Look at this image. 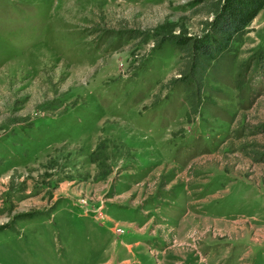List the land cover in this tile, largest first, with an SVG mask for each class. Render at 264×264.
Returning <instances> with one entry per match:
<instances>
[{"label":"rangeland","instance_id":"374dc122","mask_svg":"<svg viewBox=\"0 0 264 264\" xmlns=\"http://www.w3.org/2000/svg\"><path fill=\"white\" fill-rule=\"evenodd\" d=\"M0 264H264V0H0Z\"/></svg>","mask_w":264,"mask_h":264},{"label":"trees","instance_id":"16d2710c","mask_svg":"<svg viewBox=\"0 0 264 264\" xmlns=\"http://www.w3.org/2000/svg\"><path fill=\"white\" fill-rule=\"evenodd\" d=\"M256 7V4L245 6L238 3L234 6L236 11L234 9L232 12V9H229L223 16L216 18L211 24L214 26L212 35L207 36L204 39L205 42L198 45L196 43L197 50L193 53V56L199 57L203 55L205 57H213L222 45L221 41L224 40V35L229 37L233 32L241 29L245 25V14H241L238 10H255Z\"/></svg>","mask_w":264,"mask_h":264}]
</instances>
